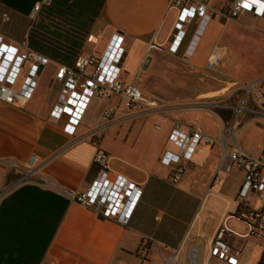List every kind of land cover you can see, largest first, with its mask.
Returning a JSON list of instances; mask_svg holds the SVG:
<instances>
[{
	"label": "crops",
	"instance_id": "crops-1",
	"mask_svg": "<svg viewBox=\"0 0 264 264\" xmlns=\"http://www.w3.org/2000/svg\"><path fill=\"white\" fill-rule=\"evenodd\" d=\"M169 1L0 0V35L47 58L23 106L0 102V159L20 166L7 170L0 163V264H188L192 247V263L213 258L227 264L209 254V242L220 231L240 249L237 264H264V238L247 236L249 226L238 215L244 207L264 214V203L251 191L239 196L244 174L220 167L219 143L196 145L181 159L186 168L177 181L172 165L159 161L163 150L177 152L169 140L174 120L220 139L242 102L259 114L241 112L233 135L245 152L264 159V90L246 97L244 90L264 74V10L194 20L172 52L175 13ZM233 1L207 4L226 10ZM114 31L123 34L122 80L155 97L164 114L156 108L130 113L120 106L117 120L101 134L102 113L117 98H92L69 135L64 119L49 114L60 88L53 80L56 67L100 53ZM213 53L219 60L206 67ZM49 62L55 70L46 85L55 92L46 101L39 81ZM99 135L111 175L142 190L126 225L97 217L70 197L98 172L92 158ZM27 169L36 175L5 188Z\"/></svg>",
	"mask_w": 264,
	"mask_h": 264
},
{
	"label": "built area",
	"instance_id": "built-area-1",
	"mask_svg": "<svg viewBox=\"0 0 264 264\" xmlns=\"http://www.w3.org/2000/svg\"><path fill=\"white\" fill-rule=\"evenodd\" d=\"M247 2L251 9H245L242 4ZM264 5L261 1L234 0L226 10H215L208 6L207 0H170L169 9L175 13L173 28L175 33L169 47L176 51L184 35L185 25L206 16L213 18H234L242 10H249L262 14ZM39 4L34 6L37 10ZM185 10L190 15L185 14ZM181 16L184 18L181 19ZM153 46V45H151ZM124 54L123 34L120 31L111 33L104 49L100 53L78 57L74 65H59L56 67L53 80L60 85L55 102L50 108L53 119H64L62 129L73 135L85 109L92 98H110L115 96L117 102L109 105L102 113L101 124L98 129L101 134L106 132L107 126L117 120V110L121 107L134 113L145 109L156 108L164 114L163 107L149 97L138 87L125 83L121 78L120 60ZM219 60L217 53L210 55L206 67H213ZM47 63V58L27 47L25 42H7L0 35V102L21 107L33 95L38 83L39 72ZM24 75L18 84L20 73ZM18 84V86H17ZM17 86V87H16ZM260 88L264 90V74L257 80L244 85L245 97ZM235 114L247 108L244 102L233 108ZM169 140L176 146L177 152L163 150L159 161L165 165H172V180H179L186 164L182 158H188L190 152L199 143L209 144L217 142L221 147L220 167L226 171L240 170L244 174V182L238 192L244 197L249 191L255 193L264 203V159L254 157L243 150L233 135L232 123L226 125L220 139H215L198 128L187 127L180 120H174L169 133ZM95 152L92 158L98 166V172L91 184L80 194L70 196L72 201L78 202L90 209L97 217L111 220L119 225H126L139 201L141 188L138 184L126 180L120 175H111L108 169L109 156L102 149L100 135L95 137ZM7 170H18L20 166L13 159H0ZM35 171L23 170L21 177L9 185L12 187L25 178L34 177ZM8 187V188H9ZM239 217L249 226L247 236L264 238V214L249 208H242ZM220 231L209 242V254L227 264L238 263L240 249L233 247L223 240ZM196 251L195 247L190 250ZM191 257V256H190ZM191 262V259H190ZM49 264H55L50 262Z\"/></svg>",
	"mask_w": 264,
	"mask_h": 264
},
{
	"label": "rangeland",
	"instance_id": "rangeland-1",
	"mask_svg": "<svg viewBox=\"0 0 264 264\" xmlns=\"http://www.w3.org/2000/svg\"><path fill=\"white\" fill-rule=\"evenodd\" d=\"M42 5V7H44L45 6V4H41ZM29 43H30V45H32L31 44V38H30V35H29ZM8 42V41H7ZM40 45H42V43L40 44ZM44 45H53V44H50V42H49V40H44ZM226 47H225V51H226ZM224 58V57H223ZM224 59H222V61H221V64L219 65V68L218 69H223V64H224V61H223ZM54 70H55V65L52 63V62H49L46 66H45V68H44V71L42 72V74L40 75V86L42 87V93H44L45 94V99H46V101H49L50 100V98H51V96L53 95V93L55 92V90H54V87H47V85H46V82L48 81V79L51 77V75L54 73ZM23 75H24V71H22L21 73H20V76H19V79H18V84H20V81H21V79H22V77H23ZM18 84H17V86H18ZM16 86V87H17ZM145 93L147 94V95H149L151 98H154L155 99V97H153L150 93H148V92H146L145 91ZM158 100V99H157ZM216 101H218V99H216ZM191 103H193V102H191ZM222 104V102H216V104H215V106H217L218 107V105H221ZM198 105V104H197ZM214 105V104H213ZM198 106H202V104H199ZM203 106H206L207 107V104L206 105H203ZM254 109H255V111H253V112H251V113H253V114H256V115H258L259 114V111L254 107ZM239 115H240V113L239 114H233V116H232V119H231V122L232 123H235L236 122V120H237V118L239 117ZM15 180H17V179H15ZM13 182H14V180H13ZM12 182V183H13ZM11 183H9V184H6L5 185V188L6 187H9V185H10ZM193 255H194V258H195V251L194 252H192V254L189 256V259H188V264H197V259H196V263H195V261L192 263V260H193ZM190 259H191V262H190ZM264 260V259H263ZM209 264H220L219 262H217V261H215L213 258H209Z\"/></svg>",
	"mask_w": 264,
	"mask_h": 264
},
{
	"label": "snow or ice",
	"instance_id": "snow-or-ice-1",
	"mask_svg": "<svg viewBox=\"0 0 264 264\" xmlns=\"http://www.w3.org/2000/svg\"><path fill=\"white\" fill-rule=\"evenodd\" d=\"M254 2L258 3L259 0H254ZM242 6H243L245 9H251V5H250L249 3H247V2H244V3L242 4ZM261 7H264V5H261ZM185 14H186V15H190L191 13H188L187 10H185ZM183 18H184V17L181 16V19H183ZM233 264H235V262H233Z\"/></svg>",
	"mask_w": 264,
	"mask_h": 264
},
{
	"label": "water",
	"instance_id": "water-1",
	"mask_svg": "<svg viewBox=\"0 0 264 264\" xmlns=\"http://www.w3.org/2000/svg\"><path fill=\"white\" fill-rule=\"evenodd\" d=\"M67 194H70L68 191H66Z\"/></svg>",
	"mask_w": 264,
	"mask_h": 264
}]
</instances>
